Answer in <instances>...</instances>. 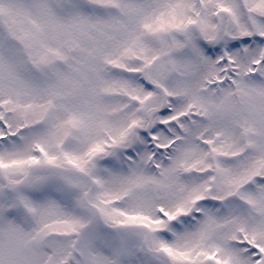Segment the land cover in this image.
Listing matches in <instances>:
<instances>
[{
	"label": "snow or ice",
	"instance_id": "obj_1",
	"mask_svg": "<svg viewBox=\"0 0 264 264\" xmlns=\"http://www.w3.org/2000/svg\"><path fill=\"white\" fill-rule=\"evenodd\" d=\"M0 264H264V0H0Z\"/></svg>",
	"mask_w": 264,
	"mask_h": 264
}]
</instances>
